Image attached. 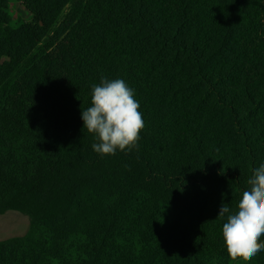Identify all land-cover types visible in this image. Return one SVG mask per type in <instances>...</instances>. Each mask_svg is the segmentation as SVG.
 Wrapping results in <instances>:
<instances>
[{
	"label": "trees",
	"instance_id": "obj_1",
	"mask_svg": "<svg viewBox=\"0 0 264 264\" xmlns=\"http://www.w3.org/2000/svg\"><path fill=\"white\" fill-rule=\"evenodd\" d=\"M101 76L139 102L130 152L83 128ZM261 163L264 0H0V215L29 220L0 264H245L216 217Z\"/></svg>",
	"mask_w": 264,
	"mask_h": 264
},
{
	"label": "clouds",
	"instance_id": "obj_2",
	"mask_svg": "<svg viewBox=\"0 0 264 264\" xmlns=\"http://www.w3.org/2000/svg\"><path fill=\"white\" fill-rule=\"evenodd\" d=\"M139 108L134 90L123 79L101 76L91 87V106L80 113L83 128L97 141L93 151L110 156L136 148L145 126ZM216 218H226L222 239L231 259L249 264L264 251V163L252 171L236 210L222 202Z\"/></svg>",
	"mask_w": 264,
	"mask_h": 264
},
{
	"label": "rangeland",
	"instance_id": "obj_3",
	"mask_svg": "<svg viewBox=\"0 0 264 264\" xmlns=\"http://www.w3.org/2000/svg\"><path fill=\"white\" fill-rule=\"evenodd\" d=\"M63 14L67 15L68 11L63 10ZM6 13L12 27H18L22 22L33 23L32 16L28 13L23 3H11ZM59 24L65 26L66 17H62ZM29 228V220L27 217L16 212H6L0 215V242L8 241L16 238H23Z\"/></svg>",
	"mask_w": 264,
	"mask_h": 264
}]
</instances>
